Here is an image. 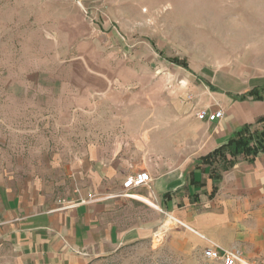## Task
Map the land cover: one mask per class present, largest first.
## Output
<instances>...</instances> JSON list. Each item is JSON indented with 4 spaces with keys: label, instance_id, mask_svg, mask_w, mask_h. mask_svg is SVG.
Masks as SVG:
<instances>
[{
    "label": "crops",
    "instance_id": "crops-1",
    "mask_svg": "<svg viewBox=\"0 0 264 264\" xmlns=\"http://www.w3.org/2000/svg\"><path fill=\"white\" fill-rule=\"evenodd\" d=\"M81 1L62 2L65 13L48 24L57 60L36 73L31 98L51 108L43 117L57 122L54 144L19 146L17 167L34 171L0 173V250L20 264H90L165 234L185 257L218 247L264 264V151L226 170L222 158L203 160L264 118V99L241 98L264 85V64L232 70L218 91L91 18ZM201 108L225 115L200 120ZM141 171L152 180L132 192L147 200L124 195V181Z\"/></svg>",
    "mask_w": 264,
    "mask_h": 264
},
{
    "label": "rangeland",
    "instance_id": "rangeland-1",
    "mask_svg": "<svg viewBox=\"0 0 264 264\" xmlns=\"http://www.w3.org/2000/svg\"><path fill=\"white\" fill-rule=\"evenodd\" d=\"M44 1L0 0V173L14 176L34 171L17 167L23 155L18 147L54 144L51 134L57 127V122L43 117L51 108L35 105L31 96L36 73L55 68L56 43L48 24L65 13L62 2L67 0ZM81 2L91 18L106 21L121 36L148 42L155 54L171 64H177L171 58L186 62L187 67L177 64L183 68L179 70L216 84L218 91L227 85L232 70L248 75L264 64V0ZM24 155L33 153L26 148ZM58 187L63 191L66 186ZM177 225L170 222L169 227ZM165 238L159 234L153 242L119 248L90 264H222L203 256L185 257ZM0 264L20 263L9 249H3Z\"/></svg>",
    "mask_w": 264,
    "mask_h": 264
},
{
    "label": "trees",
    "instance_id": "trees-1",
    "mask_svg": "<svg viewBox=\"0 0 264 264\" xmlns=\"http://www.w3.org/2000/svg\"><path fill=\"white\" fill-rule=\"evenodd\" d=\"M170 61L187 67L186 62L178 60L177 58H171ZM247 96L264 99V85L248 90L241 95V98ZM262 151H264V118H260L253 125L251 124L244 127L234 137L230 138L226 144L217 148L203 160L206 162H213L216 158H222L225 160L222 168L223 170H226L235 164V158L239 155H244L247 158L252 159ZM227 154H230L231 158H227ZM214 175V178L217 180H219L222 176L219 172Z\"/></svg>",
    "mask_w": 264,
    "mask_h": 264
},
{
    "label": "built area",
    "instance_id": "built-area-1",
    "mask_svg": "<svg viewBox=\"0 0 264 264\" xmlns=\"http://www.w3.org/2000/svg\"><path fill=\"white\" fill-rule=\"evenodd\" d=\"M189 98L192 99V96L190 95ZM224 115L223 109L210 110L209 108H201L197 112L198 119L211 122L222 119ZM151 180V175L147 171H141L129 176L123 183L124 195L141 199L140 195L132 192V190L139 186L148 185ZM203 257L207 260L220 261L222 264H249L240 249L221 250L218 247H209L203 251Z\"/></svg>",
    "mask_w": 264,
    "mask_h": 264
},
{
    "label": "bare ground",
    "instance_id": "bare-ground-1",
    "mask_svg": "<svg viewBox=\"0 0 264 264\" xmlns=\"http://www.w3.org/2000/svg\"><path fill=\"white\" fill-rule=\"evenodd\" d=\"M140 198L143 199V200H147L145 197H142V196H140ZM164 226H165V225H164ZM168 227H169V226H168ZM162 228H163V227H162ZM163 229H164V228H163ZM164 230H165V229H164ZM164 230H163V231H164Z\"/></svg>",
    "mask_w": 264,
    "mask_h": 264
},
{
    "label": "water",
    "instance_id": "water-1",
    "mask_svg": "<svg viewBox=\"0 0 264 264\" xmlns=\"http://www.w3.org/2000/svg\"><path fill=\"white\" fill-rule=\"evenodd\" d=\"M78 1H80V0H78Z\"/></svg>",
    "mask_w": 264,
    "mask_h": 264
}]
</instances>
